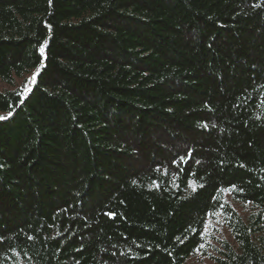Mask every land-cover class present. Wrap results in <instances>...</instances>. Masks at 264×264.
I'll return each mask as SVG.
<instances>
[{
  "label": "trees",
  "instance_id": "obj_1",
  "mask_svg": "<svg viewBox=\"0 0 264 264\" xmlns=\"http://www.w3.org/2000/svg\"><path fill=\"white\" fill-rule=\"evenodd\" d=\"M0 81V264H264V0H0Z\"/></svg>",
  "mask_w": 264,
  "mask_h": 264
},
{
  "label": "rangeland",
  "instance_id": "obj_2",
  "mask_svg": "<svg viewBox=\"0 0 264 264\" xmlns=\"http://www.w3.org/2000/svg\"><path fill=\"white\" fill-rule=\"evenodd\" d=\"M22 82H23L22 79H18L17 86L21 85ZM12 88L14 87L0 81V89H12ZM220 237H225L230 239L229 232L219 224H215L214 227H209L208 241L210 244L216 245L217 244L216 239ZM186 264H216V263L213 260H211L209 257H204L201 254H199L195 257L190 258Z\"/></svg>",
  "mask_w": 264,
  "mask_h": 264
},
{
  "label": "snow or ice",
  "instance_id": "obj_3",
  "mask_svg": "<svg viewBox=\"0 0 264 264\" xmlns=\"http://www.w3.org/2000/svg\"><path fill=\"white\" fill-rule=\"evenodd\" d=\"M256 7H260V5L259 4H257L256 5ZM41 51H43V49H41ZM35 77L33 76L32 77V79H34ZM262 103H264V101H262ZM9 115H11V113H9ZM8 117L7 116H2V115H0V120H3V119H7ZM214 214H216V215H219V213H214ZM111 215V214H110ZM206 245H201L200 247L201 248H203V247H205ZM197 251H199V249H197Z\"/></svg>",
  "mask_w": 264,
  "mask_h": 264
}]
</instances>
